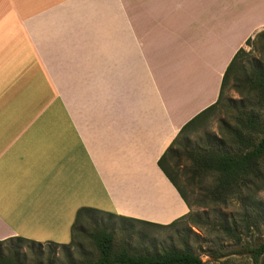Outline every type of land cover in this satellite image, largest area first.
<instances>
[{"label": "crops", "instance_id": "0c3cea01", "mask_svg": "<svg viewBox=\"0 0 264 264\" xmlns=\"http://www.w3.org/2000/svg\"><path fill=\"white\" fill-rule=\"evenodd\" d=\"M0 27V56L30 70L0 80V241L62 245L82 207L190 211L158 161L219 98L264 0H0Z\"/></svg>", "mask_w": 264, "mask_h": 264}, {"label": "trees", "instance_id": "16d2710c", "mask_svg": "<svg viewBox=\"0 0 264 264\" xmlns=\"http://www.w3.org/2000/svg\"><path fill=\"white\" fill-rule=\"evenodd\" d=\"M247 45H254L261 57H251V49L247 50ZM230 88H234L240 97L227 98L226 92ZM219 107L227 108L233 113L234 123L223 122L221 135L204 132L196 145L189 148L191 141L189 133ZM180 147L186 148L185 155L191 160L192 170L196 176L212 178L213 185L209 189L211 201L227 204L237 200L240 203L239 213L232 218H223L220 223L221 231L234 245L239 246L235 252L250 257L252 264H264V238L246 239L264 227V199L258 197V194L264 191V29L249 37L246 45L235 53L224 73L217 101L181 128L158 161L161 169L189 205L190 211L167 225L141 221L145 224L174 227L183 221L196 222L198 215L192 211L187 195L172 171L179 165L174 160L179 157ZM101 215H107L109 219H130L116 213L82 207L76 215L71 242L62 245L53 242L48 244L71 247L79 235L87 233L88 226L85 222H90L94 228L86 235L97 247L98 256L93 257L92 251L86 252L84 260L76 263L68 262V264L208 263L187 247L183 249L171 247L162 251L148 252L119 246L115 242L114 230H110L108 224L98 218ZM206 218L207 223L210 224V217ZM79 223L81 227L77 229ZM5 241H13L14 253H18L20 248L27 244L37 245L39 248L44 245L20 236L2 240L0 245ZM212 255L219 259L228 254L215 250ZM0 264L23 263L18 259L3 257L0 253Z\"/></svg>", "mask_w": 264, "mask_h": 264}, {"label": "rangeland", "instance_id": "374dc122", "mask_svg": "<svg viewBox=\"0 0 264 264\" xmlns=\"http://www.w3.org/2000/svg\"><path fill=\"white\" fill-rule=\"evenodd\" d=\"M3 40L0 27V41ZM246 49H251V57H261L254 45H247ZM7 54L8 52L6 51L3 56H0V80L30 75L29 67H19V62L16 61V58L11 59L15 54L12 50L9 51L8 59ZM226 95L227 98L233 97L235 99L240 97V94L234 88H230ZM223 122L233 124V113L227 108L219 107L206 120L199 122L194 130L189 133L191 141L188 147L191 148L196 145L199 137L204 132L223 134ZM179 150V157L174 160L179 165L172 171L178 184L186 193L192 211L198 215L196 222L183 221L174 227H160L119 218L109 219L107 215H101L98 218L103 223L108 224L110 230H114L115 242L119 246L148 252L162 251L171 247L179 249L187 247L199 254L204 261H208L207 264H252L250 257L235 252L236 249H239V246L234 245L226 237L225 233L221 231L220 227L223 218H232L239 213L240 203L237 200L227 204L211 201L209 189L213 185L212 178L196 176L192 170L191 160L185 155L186 148L180 147ZM258 197L264 199V191L260 192ZM207 216L210 217V224L207 223ZM85 223L88 226V231H93L94 226L90 222ZM80 227L81 223L77 225V229ZM87 233L79 235L80 237L76 238L75 243L71 247L44 244L39 248L37 245L31 246L27 244L21 247L18 253L13 252V241H5L0 245V253L3 257L18 259L23 264L76 263L85 259L86 252L92 251L91 255L93 257H97L99 254L97 247L86 235ZM263 238L264 227L260 231H255L252 237L246 239ZM215 250L223 251V253L228 255L218 259L212 255Z\"/></svg>", "mask_w": 264, "mask_h": 264}]
</instances>
